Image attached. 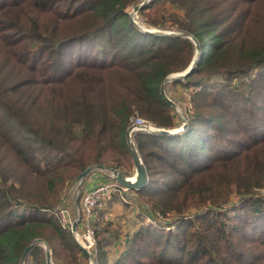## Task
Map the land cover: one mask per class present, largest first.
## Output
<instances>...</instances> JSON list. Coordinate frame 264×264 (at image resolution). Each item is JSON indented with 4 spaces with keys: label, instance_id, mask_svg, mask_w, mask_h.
<instances>
[{
    "label": "trees",
    "instance_id": "1",
    "mask_svg": "<svg viewBox=\"0 0 264 264\" xmlns=\"http://www.w3.org/2000/svg\"><path fill=\"white\" fill-rule=\"evenodd\" d=\"M141 1L0 0V264H21L37 238L55 264H87L58 216L69 184L127 157L135 113L178 125L160 81L196 47L134 25ZM137 14L195 36L200 55L172 83L190 92L186 128L133 134L148 176L133 190L164 221L139 214L123 239L97 225L94 263L264 264V0H150ZM25 264H46L39 243Z\"/></svg>",
    "mask_w": 264,
    "mask_h": 264
},
{
    "label": "rangeland",
    "instance_id": "2",
    "mask_svg": "<svg viewBox=\"0 0 264 264\" xmlns=\"http://www.w3.org/2000/svg\"><path fill=\"white\" fill-rule=\"evenodd\" d=\"M134 6H128L127 7V10L130 14V18H134V20H136L138 22V24H140V25L142 24L144 26H148L147 24H145L143 22L141 16L139 14H137L138 12L136 14L131 13V9ZM168 9H169V11H175L176 10V8H174L171 5H168ZM179 12H181V11L179 10ZM166 24L169 27H165L163 29L159 28V29L172 30L175 32L176 31H185V30H181L179 28H173L171 22H167ZM148 27H150V26H148ZM155 29H157V28H155ZM172 83H173V81H171V82L166 81L165 82L166 94L168 95V97L171 100H173L177 104V106L180 109V112L183 113V115L186 117L185 109L189 105L190 92L181 88L180 85L177 84L176 86H174V85H172ZM173 113H174V116L176 117L175 120L177 121V123L179 122L176 127H173L176 129V128H179V126H181V124L183 123V121H182L183 119L181 117L177 116L174 111H173ZM135 116H139V115L137 113H135ZM139 117H141V116H139ZM187 121H188V118H187ZM151 124H152V126L156 127L153 123H151ZM132 139L134 142V135H132ZM134 144H135V142H134ZM135 146H136V144H135ZM111 153L112 154L110 156V159H108V161H107L109 165L112 164L110 167L121 170V172L123 173V175L125 177H127V179L128 178L132 179L134 177L135 170H134V165H133L131 153H129V151H128L129 154L127 155L126 158L121 159L120 164H119L120 154L115 153V152H111ZM95 164L96 163L93 162V163H90L88 166L93 167V165H95ZM114 164H117V165L114 166ZM103 166L109 167L108 165H103ZM100 171L102 173H105L108 176V178H110V176L114 177L113 175H110V174H112V172L109 170H106V169H99V170L94 169L93 170V172H97V173H101ZM93 172H91L87 176H85L86 180L89 178V176ZM76 184L77 183H76V178H75L69 184V186L67 188L68 189L67 193L64 196L63 204L61 206V207H67L68 208V210L70 212V216L72 219L75 217V214L77 211L80 212V210H79V207H80L79 206V192H78L77 196L75 194ZM79 189H80V187H79ZM258 193H259V195H263L264 189H259ZM238 197L239 196L237 194H233L232 197L230 198V200H231L230 202L236 201L238 199ZM75 201H76V205H75L76 208L74 206ZM226 205L227 204H225L224 206H226ZM101 210L103 211V214L100 213ZM147 210H151L149 207V204H144L141 201L140 197L133 190V188H128L125 191H123L121 194L116 193L115 195L113 194V195H111V197L102 200V202L94 210V218H93L94 240H95V228L97 227V225H106L107 227H110L112 229L110 231H113L117 227L118 224L121 225L122 227L119 229V231L121 230L120 235L123 239V237L129 236V231H134V229H136L141 224L139 214L143 217L142 219L149 224L154 223V222L156 223L157 219L164 221V219L160 215H159L160 217L158 215H155V217H151L149 214H146ZM137 214H138V216H137ZM164 217L167 218V216H164ZM155 218H157V219H155ZM168 227H171V226L169 225ZM172 227H174V226H172ZM72 238H73V236H72ZM76 239L78 240V237ZM76 242H78V241H76ZM95 243H96V240H95ZM116 243L118 246L121 245V244H118L119 243L118 241ZM39 244L44 248L43 244H41V243H39ZM89 253L90 254H88V255L90 258L86 254V257L89 259L87 264H92L91 262H94V259L92 258L93 249L90 250ZM52 261H53V259H52ZM52 264H55L54 261Z\"/></svg>",
    "mask_w": 264,
    "mask_h": 264
},
{
    "label": "water",
    "instance_id": "3",
    "mask_svg": "<svg viewBox=\"0 0 264 264\" xmlns=\"http://www.w3.org/2000/svg\"><path fill=\"white\" fill-rule=\"evenodd\" d=\"M148 1L150 0H142L141 3H138L136 4L134 7H132L131 9V13L132 14H136L140 9L141 7L147 3ZM131 22L136 25L140 30H143V31H147L149 33H153V34H156V35H159V34H165V35H181L183 37H187L188 39L191 40V42L194 44V47L195 48V52H194V56L193 58L191 59L190 63L188 64V66L182 70V71H177L175 73H171L167 76H165L161 81H160V88H159V91H160V95L162 97L163 100H165L168 105L170 106V108L172 109V111L175 112V114L179 117H181L183 120V123L181 124V126H179V128H164V127H154V126H151L147 132L149 133H155V134H158V135H161V134H167V135H175L177 133H179L180 131L184 130L187 126V118L183 115V113L180 112V109L179 107L177 106V104L171 100L168 95L166 94V91H165V82L168 81V82H171V81H175L179 78H184L188 73L191 72V70L194 68L195 66V63L197 62L198 58H199V52H200V47L198 45V40L195 36H192L191 34H189L188 32L186 31H172V30H162V29H155V28H152V27H148V26H144V25H140L138 24V22L136 20H134V18H130ZM125 136H126V144H127V148H128V151L129 153H131V157H132V160H133V165H134V170H135V174H134V180L130 181V180H127V177H125L123 175V173L121 172V170H118L116 168H113V167H105L101 164H95L92 166H87L81 173H79L76 177V187H75V194L77 196L78 192H79V187L83 181V179L85 178V176H87L89 173L93 172L94 169H106V170H109V171H112L113 174H114V177L116 179V181L123 187L125 188H133V189H141L145 186V184L147 183L148 181V176H147V171L144 169V166L142 164V159H141V156L140 154L138 153L137 149H136V146L133 142V139H132V135H130L129 133V129L127 128L126 132H125ZM76 205V201L74 203V206ZM76 208V206H75ZM78 216V211L76 212L75 214V218H77ZM76 227H77V224L75 222H72V226H71V233H72V236L74 238L75 241H78L76 238H75V233H76ZM36 243H41L43 244L44 246V250H45V259H46V264H52L53 261L51 259V251L49 249V246L47 244V242H45L44 239H41V238H37V239H34L32 241V243H30L28 246L25 247L24 251L22 252L21 256H20V260H21V264H25V261H26V255L28 253V251L32 248L33 245H35ZM79 243V241H78ZM81 246V245H80ZM82 250L87 254V256L89 257L88 254L89 251L85 250L82 246H81ZM90 258V257H89ZM92 264H94V262H91Z\"/></svg>",
    "mask_w": 264,
    "mask_h": 264
},
{
    "label": "built area",
    "instance_id": "4",
    "mask_svg": "<svg viewBox=\"0 0 264 264\" xmlns=\"http://www.w3.org/2000/svg\"><path fill=\"white\" fill-rule=\"evenodd\" d=\"M152 124L145 118L134 116L128 125L130 135L135 132H147ZM127 188L121 186L115 179L110 176L106 181L93 185L90 190L80 193L79 190V210L77 218H71L67 207H60L58 216L64 226H69L71 231L72 222L77 224L75 238L78 236L79 244L87 251L95 246L93 218L94 210L102 202V200L111 197L113 194H121Z\"/></svg>",
    "mask_w": 264,
    "mask_h": 264
},
{
    "label": "crops",
    "instance_id": "5",
    "mask_svg": "<svg viewBox=\"0 0 264 264\" xmlns=\"http://www.w3.org/2000/svg\"><path fill=\"white\" fill-rule=\"evenodd\" d=\"M107 178L108 176L105 173L93 172L87 180L82 182L80 188L83 189V191L90 190L93 185L106 181Z\"/></svg>",
    "mask_w": 264,
    "mask_h": 264
},
{
    "label": "bare ground",
    "instance_id": "6",
    "mask_svg": "<svg viewBox=\"0 0 264 264\" xmlns=\"http://www.w3.org/2000/svg\"><path fill=\"white\" fill-rule=\"evenodd\" d=\"M111 172H112V171H111ZM110 175H113V176H114L113 172H112V174H110ZM127 180L132 181V180H134V177H133L132 179H129V178H128ZM77 237H78V236H77ZM77 237H76V238H77Z\"/></svg>",
    "mask_w": 264,
    "mask_h": 264
}]
</instances>
